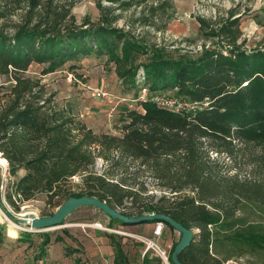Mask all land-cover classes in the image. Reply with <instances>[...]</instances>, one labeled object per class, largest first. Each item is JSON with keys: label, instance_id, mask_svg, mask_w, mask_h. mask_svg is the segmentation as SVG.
I'll use <instances>...</instances> for the list:
<instances>
[{"label": "trees", "instance_id": "obj_1", "mask_svg": "<svg viewBox=\"0 0 264 264\" xmlns=\"http://www.w3.org/2000/svg\"><path fill=\"white\" fill-rule=\"evenodd\" d=\"M99 6L97 21L87 16L79 22L72 0H0V73L15 80L0 89V152L16 177L11 189L21 201L43 192L55 204L85 194L115 208L143 203L137 213L122 212H162L193 229L179 255L183 263L226 264L247 255L240 264H264V178L237 172L239 157L251 161V173L264 170V49L213 46L197 57L171 56L116 26L122 14L111 16L115 8ZM18 9L20 21L8 32ZM91 54L115 64L135 99L149 90L137 102L142 109L129 108L120 118L119 134L97 133L58 108L41 79L27 74L33 64L49 73ZM165 89H177L199 107L177 112L157 106L151 96ZM98 158L105 163L101 173L93 170ZM75 175L82 176L84 190L62 189ZM43 234L41 252L50 243ZM76 251L63 247L66 256ZM115 263L127 264L120 246Z\"/></svg>", "mask_w": 264, "mask_h": 264}, {"label": "rangeland", "instance_id": "obj_2", "mask_svg": "<svg viewBox=\"0 0 264 264\" xmlns=\"http://www.w3.org/2000/svg\"><path fill=\"white\" fill-rule=\"evenodd\" d=\"M124 1L129 4L121 5ZM72 2L74 3L73 12L79 22L87 16L97 21L102 12L99 3L108 8H115L111 16L122 14L115 23L116 26L124 28L150 45L166 48L168 55L171 56L187 53L197 57L213 46L226 51L232 46H240L248 51L256 48L264 49V0H120V2L72 0ZM21 14V9H18L10 15L8 32H13L12 25L20 21ZM205 44L210 46L206 48ZM200 46H204L202 50L199 49ZM145 56H141V60ZM43 68L44 65L33 64L27 74L34 79H41V83L46 86L47 96L53 97V102L58 108L66 109L68 114L84 121L97 133L119 134L120 131L117 128L119 120L127 109L131 105H133L132 108L142 109L141 105L137 104L139 100L134 98L136 90L127 92L123 88L116 74L115 64L106 56L95 54L81 56L78 60L67 62L58 70L49 73H43ZM14 84L13 77L0 73L2 91L8 90ZM97 90L105 91L108 95L99 96ZM162 93L191 102L183 95H179L177 89H165ZM123 98L127 99L123 100ZM255 154L260 156V161L263 160L258 151ZM1 157L6 160V163L0 164V213L20 225L21 229H18L16 236H12L9 222H0V264H71V262L73 264L83 262L84 264H116L115 256L118 246L125 252L127 264H167L152 247L148 248L146 241L158 242L166 247L170 254L173 245L180 240L181 234L177 231V236L174 235L171 238L170 233L168 232L167 235L164 231L160 237H155L153 231L156 221L122 225L120 222H113L102 210L92 206L75 210L63 224L47 230L33 229L30 224L17 221V218L24 217L22 213L26 211L34 212L40 217L50 215L55 212L61 202L58 204L50 202L47 194L43 192L38 193L34 199L21 201L11 189L16 177L10 176L9 162L2 152ZM250 163L251 161L245 160L244 157L243 161L241 157L238 158L237 172L240 176L243 178L244 175L249 174L258 180L263 179V168H259L253 174L249 168ZM104 165V161L98 158L93 170L101 173ZM235 168L234 166V171ZM24 173L25 170H20V175ZM83 186L82 176L75 175L63 183L61 188L70 192H82ZM9 191L13 194V202L7 197ZM142 205L143 203L132 205L126 202L123 207L117 209L137 213L142 209L140 208ZM166 227L170 228L167 224ZM94 229L101 231L103 236L109 238V244L115 255L114 261L108 259L109 254L104 258L105 260L79 256L84 254V251L86 253L85 247L88 246L86 237H89V233ZM171 231L176 230L171 229ZM29 232H32L30 238L21 237ZM43 233L50 235V243L46 246L45 252H41L45 238ZM57 238L61 241L56 240ZM170 239L171 242H169ZM61 246L64 250L65 246H70L78 251L66 256L65 253L62 254ZM218 248L223 250L222 246ZM249 258L250 256L243 255L242 258L231 259L226 264H240ZM63 259L66 261L63 262Z\"/></svg>", "mask_w": 264, "mask_h": 264}, {"label": "water", "instance_id": "obj_3", "mask_svg": "<svg viewBox=\"0 0 264 264\" xmlns=\"http://www.w3.org/2000/svg\"><path fill=\"white\" fill-rule=\"evenodd\" d=\"M92 206L102 210L110 218L114 220H121L128 224H138L148 221H164L167 225L174 228L181 234L180 240L171 253L173 264H185L179 259L180 253L185 250L192 242L194 231L193 229L184 226L181 222L177 221L168 214L157 213H143L140 215H129L117 208L111 206L108 202L91 195L70 196L63 201L55 210L54 213L43 217L31 214V216H24L16 220L25 224H30L33 229L47 230L58 227L63 224L64 220L75 210Z\"/></svg>", "mask_w": 264, "mask_h": 264}, {"label": "built area", "instance_id": "obj_4", "mask_svg": "<svg viewBox=\"0 0 264 264\" xmlns=\"http://www.w3.org/2000/svg\"><path fill=\"white\" fill-rule=\"evenodd\" d=\"M209 46H210L209 44H205L206 48H208ZM203 47L204 46H200L199 49L202 50ZM143 91H145L146 93H144ZM97 95L106 96L108 95V93L105 91L97 90ZM148 96H150L149 90L148 88H144L142 92L140 93L139 100H143L147 98ZM126 99L127 98H123V100H126ZM151 99L153 100V102H155L157 106L162 107V108H167L173 111L189 112L199 107V104L197 102H188V101L186 102L185 99L182 100V99H179L173 96H168L165 94L153 95L151 96ZM132 107L133 105L130 106V108ZM166 228L167 227H166L165 222L156 221L154 231H153L155 237H160ZM146 242L148 243V248L152 247L155 250V252L159 255V257H161L164 260L165 263L172 264L170 260L169 250L166 247L160 245L158 242L153 241V240H147Z\"/></svg>", "mask_w": 264, "mask_h": 264}, {"label": "crops", "instance_id": "obj_5", "mask_svg": "<svg viewBox=\"0 0 264 264\" xmlns=\"http://www.w3.org/2000/svg\"><path fill=\"white\" fill-rule=\"evenodd\" d=\"M165 232H166L167 235H168V232H169L171 238H173L174 235L177 236V233H178L177 231L172 232L171 228H166ZM88 236L89 237H86V239L88 240L87 241L88 242V246L85 247L86 253L84 251V254H79V256L82 255V257H88L90 259L97 258L98 260L102 258L103 260H105L104 258L107 256V254H109L108 259L114 261V256L115 255L113 254V249H112V247L109 244V238H107V236H103V233L101 231L95 230V229H94V231H91ZM166 239H167V241L169 240L168 237ZM169 242H171V239H170ZM62 248H63V246H61V249ZM62 254H63V252H62ZM78 259H80V262H81V258L79 257ZM65 261L66 260L63 259V262H65ZM69 261H70V259H69ZM71 264H73V262H71ZM82 264H84V262Z\"/></svg>", "mask_w": 264, "mask_h": 264}, {"label": "bare ground", "instance_id": "obj_6", "mask_svg": "<svg viewBox=\"0 0 264 264\" xmlns=\"http://www.w3.org/2000/svg\"><path fill=\"white\" fill-rule=\"evenodd\" d=\"M3 163H6V160L4 158L1 157V152H0V164H3ZM24 216L25 215H31V214H34V212H27L26 213H22ZM9 222V228H10V234L12 236H16L17 235V231L18 229H21L20 228V225H17L16 223H14L13 221H11L10 219L4 217L1 215L0 213V222ZM164 222V221H163ZM30 228V227H29Z\"/></svg>", "mask_w": 264, "mask_h": 264}]
</instances>
